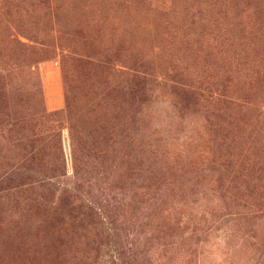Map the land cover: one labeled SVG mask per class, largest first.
Segmentation results:
<instances>
[{
	"label": "rangeland",
	"instance_id": "374dc122",
	"mask_svg": "<svg viewBox=\"0 0 264 264\" xmlns=\"http://www.w3.org/2000/svg\"><path fill=\"white\" fill-rule=\"evenodd\" d=\"M0 264H264V0H0Z\"/></svg>",
	"mask_w": 264,
	"mask_h": 264
}]
</instances>
